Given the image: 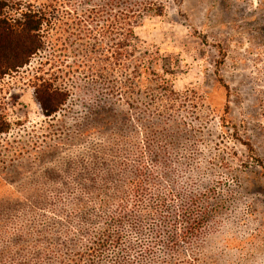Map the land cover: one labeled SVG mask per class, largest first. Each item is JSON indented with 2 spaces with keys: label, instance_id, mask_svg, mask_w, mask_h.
I'll return each instance as SVG.
<instances>
[{
  "label": "rangeland",
  "instance_id": "obj_1",
  "mask_svg": "<svg viewBox=\"0 0 264 264\" xmlns=\"http://www.w3.org/2000/svg\"><path fill=\"white\" fill-rule=\"evenodd\" d=\"M5 1L66 4L0 80V264L264 259V0H157L127 39L108 0Z\"/></svg>",
  "mask_w": 264,
  "mask_h": 264
},
{
  "label": "trees",
  "instance_id": "obj_2",
  "mask_svg": "<svg viewBox=\"0 0 264 264\" xmlns=\"http://www.w3.org/2000/svg\"><path fill=\"white\" fill-rule=\"evenodd\" d=\"M51 3L35 6H16L8 4L5 0H0V80L7 75H11L25 67L31 58L37 54L44 46L47 36L43 33V28H52L57 23H64V20L54 15L55 6L65 5L66 3ZM107 5L122 7V12L117 18H107L105 22L109 27L116 23L122 29L124 38L133 36L132 26L137 15L144 10H152L159 13L161 4L157 0H108ZM73 20H75L73 18ZM73 20L66 19V23ZM93 20V19H92ZM90 16L78 23L92 21ZM35 84V97L45 115H50L57 110L62 100H59V91L52 84L43 82ZM10 127L6 118L0 115V135L9 131ZM115 240L112 236L106 235L97 238L95 246L88 250L85 258H99L101 253ZM82 255L77 254L74 260L76 264L82 261Z\"/></svg>",
  "mask_w": 264,
  "mask_h": 264
},
{
  "label": "clouds",
  "instance_id": "obj_3",
  "mask_svg": "<svg viewBox=\"0 0 264 264\" xmlns=\"http://www.w3.org/2000/svg\"><path fill=\"white\" fill-rule=\"evenodd\" d=\"M253 264H264V259L254 261Z\"/></svg>",
  "mask_w": 264,
  "mask_h": 264
}]
</instances>
